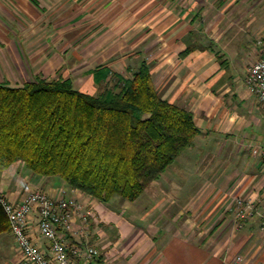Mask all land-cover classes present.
<instances>
[{
  "label": "crops",
  "instance_id": "crops-1",
  "mask_svg": "<svg viewBox=\"0 0 264 264\" xmlns=\"http://www.w3.org/2000/svg\"><path fill=\"white\" fill-rule=\"evenodd\" d=\"M256 2L264 0H0V82L71 77L92 93L91 86L113 85L115 74L130 76L146 61L162 95L188 107L200 129L198 142L179 156L189 163L180 160L175 170L184 176L173 170L167 176L169 194L129 213L117 200L73 192L22 161L2 172L0 195L18 204L37 190L57 199L70 188L67 196L92 215L89 230L76 214L85 235L67 239L96 246L93 264H264V157L253 152L264 146V102L246 84L261 52L252 48L250 21L236 16ZM99 69L111 74L101 79ZM237 196L259 206L242 225L233 209ZM39 218L35 209L30 233L49 252L52 241L41 234ZM22 259L7 226L0 231V264Z\"/></svg>",
  "mask_w": 264,
  "mask_h": 264
},
{
  "label": "trees",
  "instance_id": "trees-1",
  "mask_svg": "<svg viewBox=\"0 0 264 264\" xmlns=\"http://www.w3.org/2000/svg\"><path fill=\"white\" fill-rule=\"evenodd\" d=\"M101 72L104 80L111 74ZM115 76V84L97 93L71 77L0 82V176L22 161L102 202L139 199L195 145L200 129L188 107L162 95L148 62L130 76ZM2 216L8 223L0 231L11 229L0 204Z\"/></svg>",
  "mask_w": 264,
  "mask_h": 264
},
{
  "label": "built area",
  "instance_id": "built-area-1",
  "mask_svg": "<svg viewBox=\"0 0 264 264\" xmlns=\"http://www.w3.org/2000/svg\"><path fill=\"white\" fill-rule=\"evenodd\" d=\"M256 43L260 47L261 57L249 67L246 84L264 102V35L258 37ZM253 152L264 157V146L254 147ZM69 189L63 188L65 195L57 199L45 191L37 190L18 204L0 195V204L9 218L11 231L23 254L21 264H78L76 259L81 260L82 264H93V260L100 256L96 246L88 244L83 247L79 242L70 244L67 239V235L75 238L85 235L84 229L75 224L76 214L79 213L85 226L92 215V209L76 196H67ZM70 190L77 191L73 188ZM35 209H38L40 215L41 234L52 241L49 252L35 242L30 233V215ZM233 209L240 225L259 213L257 203L244 196L234 199ZM261 229L264 232V215Z\"/></svg>",
  "mask_w": 264,
  "mask_h": 264
},
{
  "label": "rangeland",
  "instance_id": "rangeland-1",
  "mask_svg": "<svg viewBox=\"0 0 264 264\" xmlns=\"http://www.w3.org/2000/svg\"><path fill=\"white\" fill-rule=\"evenodd\" d=\"M249 6H251V5H249ZM236 16H240V17L242 16L241 18H242V20H244L245 23H248L250 21L247 30L250 33V42H251L252 48H255L256 46L259 47L257 45L256 41H257L258 37L264 35V2H261V3L256 2V3H254L253 6H251L250 9H248V6L240 8V10L236 14ZM107 86L108 85L99 86V87H97V90H94V91H93L94 86H91L89 91H92V93L101 92ZM180 160H181V162H183V157H182V159L179 158L178 160H176V163L171 165V167L169 168L171 171H168L169 173H165V174H167V175H165V177H162V178L158 179L157 181H155L156 183L151 184L150 187L146 190V192L140 197L141 199L140 198L138 199V201L132 202V201L123 200L121 197H117L111 203H113V202H115V200H117L118 202H115L114 205L116 207L121 206L123 208L122 209L123 211H126L127 213H129L133 208L136 209L140 204H141L140 205V207H141L143 205V203H145L146 205L152 203V200H154V198L157 197V195H159V194H165V195L167 193L169 194L171 189H169L168 185H165V182H167V176L171 175L172 170H173V175L175 177H179L181 174L183 175L182 169H180L181 171H177V173L175 172L176 169L180 168L181 165H179V164H182V163H180ZM184 164L187 166V164H189V163H184ZM168 174H170V175H168ZM159 184H162L163 187H161ZM120 202H122V203H120ZM90 222L91 221L89 220V222L87 224V225H89V227H88L89 230L91 229L90 228L91 227ZM103 228L105 229L106 227L104 226ZM195 228L198 229L199 227L196 226Z\"/></svg>",
  "mask_w": 264,
  "mask_h": 264
}]
</instances>
